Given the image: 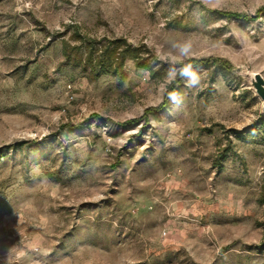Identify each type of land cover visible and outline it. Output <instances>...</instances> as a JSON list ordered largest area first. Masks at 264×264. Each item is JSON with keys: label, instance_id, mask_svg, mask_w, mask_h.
Here are the masks:
<instances>
[{"label": "rangeland", "instance_id": "rangeland-1", "mask_svg": "<svg viewBox=\"0 0 264 264\" xmlns=\"http://www.w3.org/2000/svg\"><path fill=\"white\" fill-rule=\"evenodd\" d=\"M263 7L0 0V264H264Z\"/></svg>", "mask_w": 264, "mask_h": 264}, {"label": "trees", "instance_id": "trees-1", "mask_svg": "<svg viewBox=\"0 0 264 264\" xmlns=\"http://www.w3.org/2000/svg\"><path fill=\"white\" fill-rule=\"evenodd\" d=\"M264 9L261 8L259 11H262ZM214 12L218 13L219 15L221 16H224V17H233V18H236V19H244V18H248L249 16L247 14H242L241 12H235V11H228V10H214ZM117 49L118 48H114V50L111 52L112 54H107V56L110 58V62H109V65H110V69L115 72V73H118V68L122 67L123 66V63L125 61V55L124 53H126L128 50H124V52H117ZM103 55H106V54H103ZM105 56V57H107ZM133 57L135 58V61H136V64L137 66L139 67H144V68H148L150 71H152V73H155V71H153V68L152 66L146 61L145 58H141V57H138L136 54L133 55ZM108 59V58H107ZM74 61V60H72ZM91 61V60H90ZM75 62V61H74ZM104 62L105 60H98L96 62H93L95 65H98L100 67L104 66ZM169 89L170 91L169 92H172L175 90V86H174V83H172V85L169 86ZM167 102H164V104L161 106L164 107L166 105ZM157 109L156 108H147V113L149 112H156ZM135 121V120H134ZM236 135L239 136V137H245L246 135V132H236ZM26 142H16L15 145H5V146H1L0 147V155L2 154H5L4 151H2V149H9L10 147H14V146H23L25 145ZM4 152V153H3ZM263 193L260 197V201L264 204V186H263V189H262Z\"/></svg>", "mask_w": 264, "mask_h": 264}, {"label": "clouds", "instance_id": "clouds-1", "mask_svg": "<svg viewBox=\"0 0 264 264\" xmlns=\"http://www.w3.org/2000/svg\"><path fill=\"white\" fill-rule=\"evenodd\" d=\"M174 47L178 50L179 55L172 56L171 59L174 62H182V58L187 57L188 54L191 51V43L190 42H183V43H177L174 45ZM180 74L184 77L188 78V85L189 86H196L199 84V76L198 74L193 70V66L191 64H185L182 69L180 70ZM170 76L173 78L175 77V73L171 72ZM172 98L175 99V94H172Z\"/></svg>", "mask_w": 264, "mask_h": 264}, {"label": "water", "instance_id": "water-1", "mask_svg": "<svg viewBox=\"0 0 264 264\" xmlns=\"http://www.w3.org/2000/svg\"><path fill=\"white\" fill-rule=\"evenodd\" d=\"M251 84L255 89L256 93L263 100V110H264V77L260 73H255L251 78Z\"/></svg>", "mask_w": 264, "mask_h": 264}]
</instances>
